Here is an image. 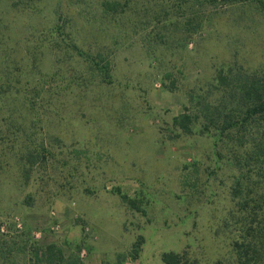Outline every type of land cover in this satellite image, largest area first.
<instances>
[{"label": "rangeland", "instance_id": "obj_1", "mask_svg": "<svg viewBox=\"0 0 264 264\" xmlns=\"http://www.w3.org/2000/svg\"><path fill=\"white\" fill-rule=\"evenodd\" d=\"M102 1L0 0V68L11 90L42 80L53 96L31 121L33 141L52 152L48 164L23 169L14 153L0 156V236L80 247L83 264H160L164 251L226 262L232 155L246 154L262 128L206 131L198 107L204 100L242 117L216 79L264 74V7L117 0L108 12ZM4 110L7 131L19 120ZM186 110L197 118L188 133L173 122ZM22 136L15 141L25 145Z\"/></svg>", "mask_w": 264, "mask_h": 264}, {"label": "trees", "instance_id": "obj_2", "mask_svg": "<svg viewBox=\"0 0 264 264\" xmlns=\"http://www.w3.org/2000/svg\"><path fill=\"white\" fill-rule=\"evenodd\" d=\"M215 1L217 0H202L201 4ZM219 1L222 4H231L242 0ZM257 1L261 7H264L263 0ZM101 3L108 12L116 11L117 5H120L117 0H104ZM63 39L66 41L65 38ZM60 43L54 42L58 47H61ZM54 44L51 48L56 47ZM64 50H76L79 56H83V51H79L74 43H67ZM98 55L97 58L101 61L100 54ZM84 59L91 61L92 64H98L96 59L90 60L89 56H84ZM104 67H107V64ZM106 75L107 73L104 72V76ZM10 80L8 76L3 75L0 68V110L8 108L10 112L18 114L15 117L19 120V123L14 120L5 123L4 125L8 126L7 131L6 128L0 129V156L8 152L14 153L17 155V164L23 169L26 167L29 169L28 165L36 163L46 165L52 152L46 146L44 139L33 141L31 121L34 119L35 110L49 109L53 96L49 93L50 90L45 89L42 80L36 82L26 80L22 85L23 88L16 91L11 90ZM216 81L223 88L233 92L235 109L241 110L242 117L233 120L230 116H220L216 113L217 107L213 108L203 100L201 103L206 104L198 109L199 115L205 120L206 131L216 123L218 125L216 130L221 134H229L231 131H243L248 134L247 128L252 124L254 126L251 128L258 130L262 128V131L250 138L249 143L252 144L248 146L246 154L233 152L232 161L238 171L233 177L231 189L234 208L229 211L222 224V228L234 233L231 241L232 255L228 261L218 260L214 264H264V74L262 76L239 73L228 75L220 72ZM32 86H37V89L34 90ZM29 87L35 92L30 91ZM32 92L36 94L30 95ZM196 119V115L186 110L176 115L173 122L188 133ZM3 120L6 122L4 118ZM20 135H23L21 139L22 143H26L25 145L15 141L20 139ZM14 144L18 146L17 150L13 147ZM247 166L250 168L246 169ZM122 198L134 206L132 200L130 201L125 195ZM79 252L80 247L65 253L60 245L33 241L26 233L9 237L0 236V264H83ZM160 261V264H199L197 260L189 258L184 251H164L160 255Z\"/></svg>", "mask_w": 264, "mask_h": 264}]
</instances>
